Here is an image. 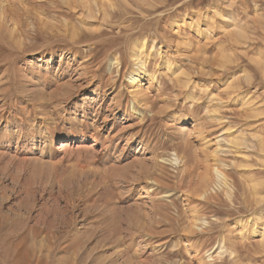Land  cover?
Returning <instances> with one entry per match:
<instances>
[{
  "label": "rangeland",
  "instance_id": "1",
  "mask_svg": "<svg viewBox=\"0 0 264 264\" xmlns=\"http://www.w3.org/2000/svg\"><path fill=\"white\" fill-rule=\"evenodd\" d=\"M85 1L0 0V264H264V0Z\"/></svg>",
  "mask_w": 264,
  "mask_h": 264
},
{
  "label": "bare ground",
  "instance_id": "2",
  "mask_svg": "<svg viewBox=\"0 0 264 264\" xmlns=\"http://www.w3.org/2000/svg\"><path fill=\"white\" fill-rule=\"evenodd\" d=\"M84 1V0H83ZM94 2H97L98 0H93ZM111 2V1H110ZM85 3H91V0L90 1H85ZM92 4V3H91ZM94 4V3H93ZM113 5V3H111ZM88 6V5H87ZM91 7V6H90ZM100 7V6H99ZM88 8V7H87ZM6 9V8H5ZM5 9H2L0 10V18H5V14H6V10ZM5 10V11H4ZM87 10V9H86ZM90 10V9H89ZM92 10V9H91ZM17 27V26H16ZM140 43V42H139ZM145 43L146 41L142 44L143 47L145 46ZM117 61V60H116ZM134 61L137 62L138 64V69L137 70H134L132 71L133 74L131 75L130 77V80L132 83H135V82H140V80H142L144 78V75H141L139 74L140 71L139 69H144L147 65V59L145 57V55H143V53H141V55H138L134 58ZM147 73V72H146ZM139 75L141 77H139ZM151 75V74H150ZM151 77H155L154 73L153 75H151ZM206 87V86H205ZM238 147H240L241 145H237ZM90 147V146H89ZM186 163V162H185ZM219 170V169H218ZM216 177H215V180L214 182L216 184H219L221 182H225L226 181V177L224 176V173L220 172V171H216ZM208 176V175H207ZM206 177V176H205ZM205 179V178H204ZM209 179H210V174H209ZM213 179V178H212ZM206 180V182L204 183V186H203V194H201V197H207L208 195V187H209V184H210V181L212 180ZM226 183V182H225ZM227 187V186H226ZM206 225V222L204 220H202L199 216H196V215H193V220H191V223H190V226H191V229H198L200 228V230L202 231L203 230V226Z\"/></svg>",
  "mask_w": 264,
  "mask_h": 264
}]
</instances>
